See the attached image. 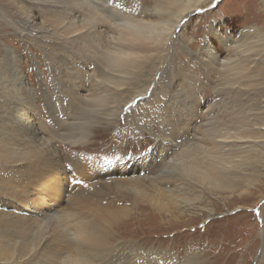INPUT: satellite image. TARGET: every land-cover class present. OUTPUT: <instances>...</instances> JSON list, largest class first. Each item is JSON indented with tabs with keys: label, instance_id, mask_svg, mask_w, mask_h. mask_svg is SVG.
Here are the masks:
<instances>
[{
	"label": "rangeland",
	"instance_id": "1",
	"mask_svg": "<svg viewBox=\"0 0 264 264\" xmlns=\"http://www.w3.org/2000/svg\"><path fill=\"white\" fill-rule=\"evenodd\" d=\"M28 1L0 0V113L4 106L7 110L4 114L15 116V106L18 117L21 116L16 119L19 123L12 125L16 130L24 124L31 131L29 126H36L38 121L51 128L48 132L41 131L35 138V141L41 139L47 143V148H42V153L47 156H44V166L40 168L46 185L41 191L31 185L34 194L28 205L40 209L47 203L54 208L55 202L49 201V195L55 196L58 192L57 196L64 200L59 211H77L87 216L89 209L100 208L105 211L101 217L107 219L108 211L131 210L129 217L124 218L126 220H120L112 227L115 244L119 246L117 249L122 243L134 244L120 262L126 261V253H130V264H150V260L143 263L144 258L137 256V250L143 248L155 253L170 250L179 264H183L189 254L193 258L192 252H200L201 262L207 264H258L261 258L264 259V165H260L264 163V142L258 147H252L253 144L248 142L234 152V155L243 156L253 149L259 154L258 165L261 167L255 165L258 171L242 172L253 174L248 182L245 181L242 195L240 192L232 196L205 194L201 202H197L198 207L176 214V218L174 214L160 213L144 203L135 206L130 197L125 200L124 193L107 189V186L126 183L132 178L141 180L144 174L140 164L154 154L160 147L158 145L163 149L170 147L169 140L162 139L159 134L163 129L171 134L176 127L179 128V123H173V127L168 129L165 124L167 117L175 118L178 112H182V107L190 103L186 93L187 99H174L182 95L186 85L194 93L191 104L195 103L203 118L198 124L211 116L212 122H217L215 126L225 123L235 128L239 125L250 140L264 141V0H217L211 7H204L183 21L178 37L173 38L165 50L155 52L163 57L164 63H154L152 70V64L146 67L147 75L141 82L143 87L133 86L131 92L125 90L120 102L113 104L116 110H122L111 119L90 113V110H97L91 100L111 93L109 87L106 89L107 86L102 85L101 88L93 78L94 66L84 61L85 58L80 59L68 49H62L61 44L58 45L61 48L45 42L42 44L38 33L28 32L23 27V15L32 18L37 14L34 5ZM122 2L118 6L122 10L130 13L135 10V14L146 10L153 13L151 19H157L153 8L155 0ZM167 19L173 21L170 16ZM241 40L247 41L242 47L233 43ZM205 46H210L221 61L228 60L236 67L228 73L218 64L203 66L198 59ZM239 53L245 56H239ZM7 65L10 67L9 75L4 72ZM156 69L160 71L155 78L152 77L154 80L145 81L151 76L150 71L154 73ZM237 69L242 75L240 78ZM17 73L23 76V85L17 86L20 99L14 100L13 105L10 98H13L15 90L12 91L14 87L9 86V82ZM6 80L9 82L5 83ZM3 84H8L6 89ZM72 85L74 87L70 88ZM146 85H150L146 97L131 101L133 93L145 90ZM85 100L89 102L85 103ZM71 104L77 105L76 108H71ZM165 110L166 113L163 112ZM209 111H212L211 115ZM184 130L186 137L189 131ZM206 130V127L198 129L197 136L204 137L201 133ZM52 131L55 133L51 134ZM24 133L26 136L29 134L27 131ZM26 136L23 139L30 140L31 136ZM189 137L188 134L186 138ZM177 140L181 143V139ZM123 159L137 163L135 178L124 172ZM112 166L115 167L113 172ZM3 173L5 169L0 165V181ZM77 198L80 203L76 200L70 205ZM100 202L103 205L97 206L96 203ZM93 216L96 218L98 214ZM50 225L52 235L57 232L58 236L59 229L53 222ZM157 260L158 257L155 258Z\"/></svg>",
	"mask_w": 264,
	"mask_h": 264
},
{
	"label": "bare ground",
	"instance_id": "2",
	"mask_svg": "<svg viewBox=\"0 0 264 264\" xmlns=\"http://www.w3.org/2000/svg\"><path fill=\"white\" fill-rule=\"evenodd\" d=\"M216 1L155 0L153 8L157 19L154 17L156 19L154 20L150 18L153 13H148L146 10L140 14H135V10H133L134 13L127 12L123 6L124 10H122L118 7L123 3L122 0V3L120 0H29L28 3L34 5L33 9L36 8L37 14L32 18H25L23 15V20L20 21L28 32H36L40 35L38 39L42 44L45 42L44 44L48 43L57 48L61 44L62 49H68L80 59L85 58L84 61L94 66L93 78L101 84V88L102 85L107 86L106 89L109 87L111 93L101 94L99 98L91 100L90 103L93 102L97 110H90V113L104 115L111 119L122 110L121 108L116 110L113 104L120 102L123 92L133 91V86L142 88V78L147 75L146 67L152 64L150 67L152 70L151 68L155 67L154 63L163 62V57L155 52L163 48L165 50L173 38L178 37L183 21L202 8L211 7ZM169 16L173 18V21L167 19ZM59 41L61 42L58 43ZM246 42L241 40L233 43L235 46L242 47ZM241 55L245 56L239 53V56ZM198 61L203 66L218 64L228 73L235 66L228 60L221 61L214 55L210 46H205ZM157 69L153 70L154 73L150 71L151 76L145 81L151 79L153 81L157 72L160 71ZM237 70L238 78H240L242 75L239 73L240 70ZM4 72L8 75L11 73L9 65ZM12 77L14 78L12 82L6 80L5 83L9 82V86L14 87L12 91L15 90L13 92L15 96L10 98L14 105V100L20 99L18 97L20 89H17V86L23 85V76L17 73L16 77ZM7 85L2 86L6 89ZM73 85L70 88H73ZM239 85L243 86L242 83ZM149 86L146 85L145 90L142 89L141 92H134L131 101L144 99ZM184 87L181 91L182 95L178 97L176 94L177 99L175 97L174 99L179 100L183 97L187 99L184 94L186 93L191 99L190 103H186L182 109L178 106L182 112H178L175 118L167 117V124H165V128L168 129L173 127V123H179V128L176 127L177 131L171 134H168L167 130L164 132L163 129V133L161 131L159 134L162 135V139L169 140L170 147L163 149L164 147L158 145L160 147L154 154L140 164L144 174L141 180L132 178L126 183L107 186L110 192L113 190L124 193L125 200L130 197L135 206L144 203L143 205H149L160 213L174 214L175 218L176 214L198 207L197 202H201L200 199L205 194L218 193L222 196L224 194L232 196L240 192L242 195L245 192L246 182L253 176V174L242 172L258 171L255 165L260 164L259 154L253 149L243 156L234 155V152L238 148L241 150L248 142L253 144L252 147H258L259 143L264 142L261 139L259 141L250 140L246 137L242 126L239 125H235L237 128L225 123L215 126L217 122H212L211 116L198 124L202 115L199 109H196L195 103L191 104L194 102V93L189 85ZM88 102L89 100H85V103ZM71 106V108H76L77 105L71 104ZM5 109L6 107L3 106L0 113V165H3L5 169L0 181V264H16V262L25 264H38L39 262L40 264H130V253H126L128 255L126 261L120 262V260L125 252L131 251L130 247L134 244L122 243L121 248L117 249L119 246L115 244L116 236L112 227L118 221L129 217L131 210L108 211L110 220H107L109 217L107 219L101 217L105 211L97 207H95L96 210L89 209L87 216L77 211H59L58 208L63 199L57 196L58 192H54L55 196L49 195V201L55 202L54 208L47 203L42 204L40 209L28 205L30 197L34 194L31 185L40 191L46 185L43 179L45 175L42 174L43 170L40 168L44 166V156H47L46 153H42V148L46 147L47 143L41 142V139L35 141L37 140L35 138H38L37 135L41 131L48 132L51 128L38 121L36 126H29L31 131L24 124L16 130L12 125L14 122L17 123L16 119L21 116L18 117L15 106V116L8 117L9 114H4V111H7ZM163 112L166 113V110ZM209 114L211 115L212 111H209ZM203 127L207 128L201 133L204 137L197 136L196 131L202 130ZM178 129L182 132L180 130L178 132ZM184 129L189 131V133L186 132L187 136L189 134L192 139L184 136ZM24 131L29 133L28 136ZM53 133L55 132L52 131L51 134ZM25 136H31L32 139L25 141L23 139ZM177 139H181V143ZM234 143L239 146L236 144L238 147H235ZM123 160L124 172L131 176L134 175L135 178L137 163ZM262 164L264 165V163L260 165ZM18 167L21 168L18 169ZM114 168L111 167L112 172ZM15 172L18 174L16 175ZM73 201L78 202L79 199H73L70 205ZM101 204L103 205V202L96 203L97 206ZM46 207H48L47 210ZM93 214H98L99 218H95ZM51 222L56 225L57 230L59 229L58 236L57 232L52 235ZM57 239L60 244H55ZM136 253L140 258H144L143 263L150 260L154 264L156 262L158 264H179L178 258L176 255L174 257L170 250H159L155 253V251L151 252L143 248L137 250ZM192 253L193 258L190 254L187 255L183 264H207L201 262L200 252ZM157 257L158 260L155 261ZM258 264H264V259L261 258Z\"/></svg>",
	"mask_w": 264,
	"mask_h": 264
}]
</instances>
